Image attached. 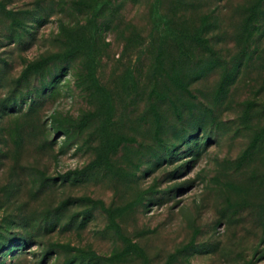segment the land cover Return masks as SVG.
<instances>
[{
    "label": "rangeland",
    "instance_id": "rangeland-1",
    "mask_svg": "<svg viewBox=\"0 0 264 264\" xmlns=\"http://www.w3.org/2000/svg\"><path fill=\"white\" fill-rule=\"evenodd\" d=\"M0 264H264V0H0Z\"/></svg>",
    "mask_w": 264,
    "mask_h": 264
}]
</instances>
